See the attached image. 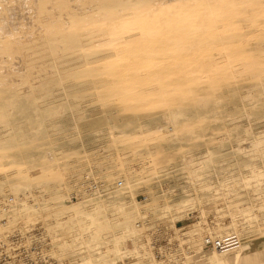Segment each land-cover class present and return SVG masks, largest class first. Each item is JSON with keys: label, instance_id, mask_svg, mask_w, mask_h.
I'll list each match as a JSON object with an SVG mask.
<instances>
[{"label": "rangeland", "instance_id": "1", "mask_svg": "<svg viewBox=\"0 0 264 264\" xmlns=\"http://www.w3.org/2000/svg\"><path fill=\"white\" fill-rule=\"evenodd\" d=\"M20 1L0 35V191L47 210L80 264L184 260L156 257L159 230L186 240V264H264V0H143L130 33L94 30L79 54L38 34L36 0ZM62 2L77 18L98 8L49 0L52 21ZM84 181L101 193L72 202ZM206 236L241 246L220 254Z\"/></svg>", "mask_w": 264, "mask_h": 264}, {"label": "bare ground", "instance_id": "2", "mask_svg": "<svg viewBox=\"0 0 264 264\" xmlns=\"http://www.w3.org/2000/svg\"><path fill=\"white\" fill-rule=\"evenodd\" d=\"M12 0H5V2H2L0 5V35L3 32L2 29L5 27V31L3 34H5L8 29L7 26H10V24L15 23L19 21L23 15V9L21 7V1L20 0H14L16 4L13 6L11 4H8ZM98 2V8L95 10V12H90V13H85L83 12V16H80L77 18L76 11H70L71 6L68 5V2L63 3L62 2V11L59 14V19L57 21H52L50 18V11H49V0H36L37 3V8L39 10V15H40V20L38 21L40 25L37 28V33L40 35H44L49 33L52 34L54 37H62L63 41L67 43V49H70L71 47L78 48L76 49V53L79 54V46L81 44L82 37L85 35L91 34L94 30L97 29H103V27L108 28L111 30L113 33V29H115V25L117 23H121V27L114 32V34L121 35L123 33H130L133 29V27L128 23L127 21L129 16L133 11H143V0H96ZM9 11V12H8ZM139 13V12H138ZM48 14V15H47ZM86 14V15H85ZM95 14L98 16L96 17ZM107 22V24H106ZM184 22V26H187V22ZM200 27H194V30H198ZM48 39V38H47ZM5 43L4 46L2 47L3 51L10 53L12 49V38L11 37H6L4 39ZM52 45L49 44V39H48V46L51 47ZM46 47V46H45ZM16 53L24 56L23 54V48L22 46L18 47L16 50ZM158 65L157 62H153L152 64H149L148 66H153V65ZM35 91V90H34ZM33 91V93H34ZM31 95V94H30ZM29 97V95H27ZM33 96V95H32ZM10 103V104H9ZM36 103V102H35ZM13 105L14 102L11 100L8 101V104H4V108L6 106ZM3 108V109H4ZM11 109V108H10ZM37 107L35 110L37 111ZM35 111V112H36ZM39 116V115H37ZM2 153V157H3ZM6 165L1 162L0 163V174L4 172L6 175L7 172L5 170ZM4 168V169H3ZM28 174V173H27ZM31 174L27 175L28 177ZM20 177H23V174L19 175ZM31 177V176H30ZM120 181V180H119ZM118 181V182H119ZM117 182V183H118ZM124 184V182H123ZM38 189L40 186H37ZM82 187V186H81ZM80 187V188H81ZM35 186H31L29 188V197L32 196V198H37L39 201H41L44 205L50 203V195L47 193L45 197H40L41 194H37V190H35ZM42 190H46V186L41 188ZM84 186L81 190H77L78 192H83ZM6 191V193H5ZM13 190H3L2 192L0 191V204L5 198V194L11 193ZM75 190V192H77ZM73 192V193H75ZM36 193V194H35ZM72 193V194H73ZM15 194V193H14ZM71 194V195H72ZM27 195V196H28ZM7 196V195H6ZM71 197V196H70ZM56 198V197H54ZM53 198V199H54ZM24 200H27V197L25 196ZM23 201V200H21ZM37 208V209H36ZM23 207H15L12 218H11V226L13 228H18V229H26L34 224L42 223L50 227H57V221L53 219L52 217H47L45 219V212L47 214L48 211L45 210L44 208H40L39 204L37 203L30 204L29 209L27 207L26 210L22 211ZM31 214V215H30ZM32 221V222H31ZM137 226H141V223H137ZM183 234V233H182ZM188 238V236H186ZM61 239V237H60ZM151 237L149 236V240L147 243H143V253L144 255H148L151 253L152 250V244L150 243ZM186 240H182L181 242L184 243ZM188 241L193 243V246H197L195 242L190 240L188 238ZM198 247V246H197ZM200 252V251H199ZM191 255H189L188 252L185 253L184 257H179L177 256L175 259L176 261L179 262L181 258H185L184 260H181V262L177 264H186L187 258H189ZM155 264H175L171 263L172 261H167V263H162L158 261L157 259H152ZM150 260V261H152ZM202 260V259H200Z\"/></svg>", "mask_w": 264, "mask_h": 264}, {"label": "built area", "instance_id": "3", "mask_svg": "<svg viewBox=\"0 0 264 264\" xmlns=\"http://www.w3.org/2000/svg\"><path fill=\"white\" fill-rule=\"evenodd\" d=\"M83 192H76L71 201L79 202L84 197L96 198L100 187L93 181H84ZM119 181L118 186L122 187ZM17 197L8 194L0 204V264H80L79 257L70 256L64 251L59 231L49 226L37 223L26 229L13 228L11 218ZM141 223V222H139ZM159 230L154 238L153 248L156 257L167 256L184 257V246L176 233L163 235ZM163 237V238H162ZM179 241H178V240ZM185 245V244H184ZM241 241L237 236L208 237L206 236L202 248H208L220 254H226L240 248Z\"/></svg>", "mask_w": 264, "mask_h": 264}]
</instances>
